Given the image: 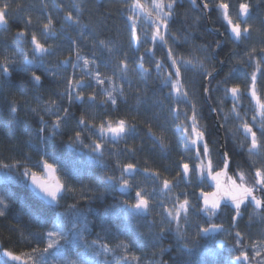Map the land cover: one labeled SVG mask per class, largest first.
Here are the masks:
<instances>
[{
  "label": "snow or ice",
  "instance_id": "snow-or-ice-1",
  "mask_svg": "<svg viewBox=\"0 0 264 264\" xmlns=\"http://www.w3.org/2000/svg\"><path fill=\"white\" fill-rule=\"evenodd\" d=\"M189 2L192 8L201 7L198 4V0H189ZM177 7H182L179 4V0H170L167 4L163 0H152V10L156 13V17L155 19H150L151 27L154 29L150 41L154 46L158 44L160 48H167V51L164 54L165 59L160 60L155 59V52L152 48H145L144 54L139 57L140 62L136 70H142L150 74L149 70L144 67L145 56L147 55L150 62L154 64L155 71L162 75L160 90L168 89L165 99L177 105L173 119L183 116V120H181L178 127L182 132L184 151L193 153L198 163L192 169H190L188 163H183L180 171L176 173L177 177L187 182L190 172L199 173L205 178V181H211L215 184L216 191L208 192L202 189L200 195L195 197V202L191 201L189 194L185 192L182 200L180 196L175 197L172 200L171 207H169L167 202L158 199V196L160 192L171 193L173 188L177 187L176 184H173L168 179L161 180L159 173L150 172L149 169L145 168L142 174L146 177H151L154 181L152 191H146L135 182V175L141 172L136 164H121L117 160L115 166L110 167L109 164L103 163L106 152L109 155L114 154L109 151L108 145L116 144L120 140L127 142V137L135 131V125H128L125 120L120 119L114 124L104 121L97 126L90 122L91 118L86 119L83 113L77 118L71 109L73 106H78L86 111L87 108L93 107L97 99L96 94L85 97L83 94L84 90L89 87L103 88L106 83L113 84V87L111 90H104L105 100L102 101L101 106L111 105L116 107L117 97L113 95L116 88L113 81L110 78L101 77L95 58L89 60L81 57L75 47L73 48L75 63L72 59H65L55 66L57 71L47 67L46 57L56 54L55 49L51 46H45L47 40L56 35L53 31V20L49 17L47 22L43 24L41 36L44 37L45 43H42L34 32L30 34V39L28 38V27L31 25V20L27 19L24 21V27H17L14 42L19 41L25 45H30L32 58H28L29 52L25 50L22 53L24 58L19 62L17 61V56H5L4 61L0 62V97L3 96L5 88L11 87L18 88L21 94L26 95V89L30 86L33 100L37 103L38 108H32L29 104L27 111L39 117V126L34 131L31 126H27L26 131L30 139L37 141L34 152L40 159H34L31 155H24L15 164L0 162V168L18 170L22 178L30 179L35 195L40 198L32 201L27 213L30 221L29 226L25 229L27 236H25L24 232L20 233V239L29 243V246H31V241H36L38 246L31 247L30 252L19 255L14 254L11 250L4 251L3 255L8 257L13 264H117L115 259L109 260L107 258L110 255L115 257L120 250L130 253L134 247L139 249L148 246L155 250L152 254L153 259L157 255L161 257L156 264H169V260H165L163 257L173 245L171 243L165 244L164 241L171 238L170 234L173 231H175L177 236L176 244L187 249L194 244L200 233L225 230L222 224L212 222L217 213L221 211L222 200L230 201L231 212L234 213L230 216L231 224H236L237 220H242V213L246 211L248 206L254 205L257 209H264V168H256L254 175L249 178H246L242 171H238L236 179L229 176L228 170L233 162L232 155H230L225 145H221L225 150L215 153L217 158L213 159L214 154L210 150L209 141L205 138L206 129L200 124V120L203 117L196 104L191 102L189 92L184 90L185 84H195L196 78L199 77L205 102L211 99V93H223V96L218 99L216 107L209 105L210 111L220 117L217 121L219 129H226L229 119L228 114L220 115L224 111L220 105L223 104L225 99L230 97L233 102L231 113L236 119H240L237 107L245 94L255 101L259 109V116L264 121V102H261L260 97L257 96V72H260V76L264 78V71L260 69V65L264 64V48L259 50V59L256 60L255 65L256 71L245 72L244 74L246 93L241 91L238 84L229 88L227 87L229 81L241 69L233 66L221 76V66L225 65L231 57L239 55L235 50H230L229 56L217 59L212 66V70L209 71L205 67L204 61L195 55L197 50L208 51L207 45H200L198 48L193 49L185 48L188 56L191 57L190 59L185 58L183 53L177 52L175 47L169 45V40H171V45L174 46L182 47L188 44L187 35L180 37L170 31V24L175 23L173 16ZM229 7L230 5L224 0H220L219 3L215 4H213V0H203L202 2V10L207 13L217 12L223 21L226 22L225 32L231 33L228 36L221 33L222 38L215 41V49L212 50L213 57H219L220 53L216 50L222 49L226 42L239 44L250 38L249 28L243 26L247 24L245 18L249 16V5L247 3L239 4V11L235 21L230 17ZM128 10L133 14L127 16L126 26L129 28L131 39L136 45L134 51H139L140 47L144 46L149 38L145 35L142 39L137 34V13L148 15L149 18L150 14L144 12L138 0L128 5ZM65 19L66 21H72L73 24H79V18L73 20L71 13ZM196 19L197 23H199V18ZM13 24L19 25L20 18L12 14L11 0H0V31L7 32L10 25ZM210 30L212 32H220V28H212ZM81 38H83V32H81ZM68 39L71 40V37H68ZM76 43L75 40H72L73 45H76ZM93 44L94 47L99 46L101 50H107L109 53L113 52V48L105 40H94ZM255 52L256 49L253 48L251 53H246L247 60L244 62L246 65H252L254 59L252 53ZM69 65L73 69V75L63 81L65 84L64 91L57 92L54 89H50L59 100L66 99L67 106L62 105L57 100L43 101V97L39 93L40 89L44 88L47 77L52 75L54 79L50 83H56L55 77L60 75L58 70L66 69ZM90 66L94 70H90ZM105 66L107 67L108 65L105 64ZM117 67L120 71V78H126L129 71L126 60H121ZM165 68H169L171 71L163 73L162 70ZM76 69H80L82 73L80 79L75 78ZM17 72H22L25 76L19 82L14 83L12 76ZM85 76L88 77L87 81L83 78ZM217 77H220V79L217 80L216 86L213 88L211 87L212 81ZM120 94H123L122 89ZM41 102L44 104L42 109L39 108ZM180 104L190 105L191 116L179 108ZM9 108L13 113L23 110L16 103L10 104ZM45 116H48L49 119L46 120ZM255 119L256 117L253 116V120ZM73 120H75V127L71 126ZM241 127L245 138H250L248 153L251 155L257 149V132L253 131V127L248 123H242ZM259 132L260 138L264 139V123L261 124ZM49 136L52 138L67 136L69 146L78 149L82 153L86 150L90 161L100 162L95 165L99 170L98 174L88 177L90 182L84 184L81 172L78 169H67L62 161L49 152ZM86 140H89L90 143H86ZM160 143L163 146V142L161 141ZM189 158L191 159L192 157ZM50 160L52 162H49ZM29 164L31 167L28 166ZM239 167L237 165V169ZM32 168L41 170L42 173L51 177V179H41L37 172L31 170ZM21 169L22 171H20ZM58 171L60 172V177H63V181L60 177L53 175ZM116 172H119V175H116ZM7 175V172L3 173L5 178ZM222 175L226 176L228 181H230L231 188L221 189L219 178ZM73 180H75V183L72 182ZM237 180H239V183H237ZM207 186H211V184H207ZM101 188H103V191H101ZM117 189H119L121 196L124 198L116 200L114 196V203L108 204L104 213L97 215L94 221H89L87 216L92 214L91 209L89 207V210L85 212L84 208L93 201H105L106 196L114 193ZM210 197L212 198L210 199ZM41 200L45 201L47 205H53L54 207L45 206V204L40 202ZM201 200L203 201L202 205L199 203ZM69 201L71 202L69 203ZM10 203L11 197L0 195V217L7 218ZM156 208L160 209L156 213L159 220L155 218L149 220V215ZM49 213H54L56 216L52 226L48 227L44 232H33L31 230L33 227L46 226ZM202 214L207 216L206 223L208 226L202 227L200 219L193 222V216L199 217ZM111 217H123L129 225L137 222V226L131 231H124L113 223ZM139 221H143V223L141 224ZM193 223L197 231L195 235H190L187 228L193 226ZM90 227L93 229L99 227L100 229L95 232V238L91 240L88 238L93 235ZM142 227L147 228L148 231H140ZM16 231L20 230L17 229ZM228 235H231V233H228ZM121 236L124 237L123 240L120 238ZM235 236L239 238L241 233L237 231ZM29 237L31 240H29ZM74 244H78V246L73 247ZM235 244L240 248L239 254L234 257L236 264H248L249 254L242 250L244 246L241 240L237 239ZM39 245L44 246L40 247ZM4 247H7V245H4ZM57 253L60 254L59 258ZM255 255L260 256L261 252L255 251ZM23 257H27V261H24ZM101 257L105 259H101ZM120 260L122 264H132L133 261L136 264H141V257L136 256L134 253L131 257L128 255L120 256ZM5 264H7V261H5Z\"/></svg>",
  "mask_w": 264,
  "mask_h": 264
},
{
  "label": "trees",
  "instance_id": "trees-1",
  "mask_svg": "<svg viewBox=\"0 0 264 264\" xmlns=\"http://www.w3.org/2000/svg\"><path fill=\"white\" fill-rule=\"evenodd\" d=\"M164 1L166 4L170 2V0ZM135 2L136 0H11L12 14L20 18V24L10 25L7 32L0 31V62L4 61L5 56H17V61L19 62L23 60L22 53L25 50L29 52L28 58L31 59V46L19 41L14 42L17 27H24V21L30 19L31 25L28 27V38L30 39V34L34 32L38 39L42 43H45L44 37L41 36V30L43 24L47 22V18L50 17L53 20V31L56 35L53 38H49L45 46H51L55 49L56 54L48 57L49 63L47 67L52 69L54 64L57 65L61 60L67 58L72 59L75 63V53L73 51L75 47L78 49L81 57L89 60L95 58L101 77L106 79L110 78L116 88V91L113 92V95L117 97L116 107H112L111 105L101 106L102 101L105 100L104 90H111L113 87V84L106 83L103 88L89 87L84 90L83 94L85 97L94 93L96 94L97 99L93 107L87 108L85 111L84 108L73 106L71 111L75 113L77 118L83 113L86 119L91 118L90 122L97 126L104 121L116 122L120 119L125 120L128 125H135V131L127 137V142L120 140L115 151L109 147L110 144L108 145L109 151L114 154L109 155L106 152L103 163L109 164L110 167H114L117 160L121 164L134 163L142 169L147 168L150 172L159 173L161 180L168 179L179 185L183 183V186H179L183 189L179 188L180 192L178 191V196L181 198L183 196L182 194L187 192L188 186L183 180L177 177L176 173L180 171L183 163L190 162L192 165H195L197 161L193 153L184 151L182 132L178 127L181 120H183V116L178 119H173L177 105L165 99V94L168 92L167 88H164L163 91L160 90L162 75L155 71V66L150 62L147 55L145 56L144 67L149 70L150 74L142 70H136L140 62L139 57L141 54H144L145 48H152L155 52V59L160 60L165 59L164 54L167 48H160L158 44L154 46L150 41L152 31L154 30L150 24L151 15L149 18L148 15L137 13V34L143 39L144 36L142 34L146 29L149 32V39L144 46L140 47L139 51H134L136 45L131 39L129 28L126 26V18L128 15L133 14L128 10V5ZM138 2L143 7L144 12H150L149 4H146L144 0H138ZM219 2L220 0H213V4ZM224 2L230 5L229 14L234 21L237 19L239 4L247 3L249 5V16L245 18L247 24L243 25L249 28V40L239 44L226 42L222 49L217 50L220 53L219 57H213L212 50L215 49V41L222 38L221 33H224L225 36L231 35L230 32H225V28L227 27L226 22L215 11L206 14L207 12L202 10V7L192 8L189 0H179V4L182 7L175 8V14L173 16L175 23L170 24V31L180 37L187 35L188 44L182 47L174 46L171 45V40H169V45L175 47L177 52L183 53L185 58L188 59L191 57L188 56L185 48L193 49L198 48L200 45H207L208 51L197 50L195 55L204 61V65L209 71L212 70V66L216 63L217 59L225 58L230 55V50H235L239 55L231 57L223 65L221 76L227 73L233 66L241 69L229 81L227 87L230 88L238 84L241 91L246 93L244 74L245 72L251 73L252 71H256L255 65L256 60L259 59V50L264 48V0H224ZM69 13L79 18V24L82 23L87 29L93 30L96 33L95 41H107L109 46L113 48V52L109 53L107 50H101L99 46L94 47L93 41L80 43L74 33V29L79 27V24L72 23V25L68 26L66 23L65 18ZM196 18H199V23H197ZM212 28H220V32H212L210 30ZM68 37H71V40ZM72 40L77 42L76 45L72 44ZM253 48L256 49V52L252 53L254 59L252 65L248 66L244 63L247 60L246 53H251ZM121 60H126L129 66V71L124 79L120 78V71L117 67ZM105 64L108 66L106 67ZM260 69L264 71V64L260 65ZM90 70L94 69H91L90 66ZM58 71L60 75L55 77L56 83H50L54 77L49 75L45 81L44 88L40 89L39 94L43 97V101L57 100V102L67 106V100H59L50 89L63 92L65 87L63 81L73 75V70L71 65H69L66 69H59ZM162 71L166 73L171 71V69L165 68ZM24 76V73L17 72L13 74L12 80L14 83L19 82ZM257 76V96L260 97L261 102H264V78L260 76V72H257ZM81 77V71L75 70V78L80 79ZM83 78L86 81L88 80L86 76ZM219 79L220 77H217L213 80L211 87L215 88L217 80ZM185 87H191L187 91L190 94L191 102L196 104L197 109L203 117L200 120V124L206 129L205 138L209 141V147L214 154L213 159L215 160L217 158L215 153L222 149V136L220 135V129L216 125L215 117L210 111L209 104L205 102L203 90L200 86V78H196L195 84H185ZM121 89L122 95L120 94ZM26 92L27 94L25 95L21 94L20 90L16 87L5 88L3 96L0 97V162L2 163L15 164L24 155H31L34 159H40L34 152L37 141L30 139L26 131L27 126H31L33 131L39 126V117L27 111L29 104L32 108H38V105L33 100L30 86L26 89ZM222 96V92L211 93V105L216 107L218 99ZM13 103L20 105L23 110H18L16 113L11 112L9 105ZM220 106L224 110L220 115L228 114L229 117L226 129H222L223 145H225L233 157L228 175L236 179L238 171H242L246 178H249L254 175L256 168H264V139L260 138L259 132V128L264 121L259 116V109L255 101L247 94L242 97L237 107V111L240 113V119H236L231 113L233 102L230 97L225 99ZM43 107L44 104L41 102L39 108L42 109ZM179 108L191 116L190 105L180 104ZM41 114L43 113L41 112ZM253 116L256 117L255 120H253ZM45 119L47 120L49 117L45 116ZM242 123H248L253 127V131L257 132V149L251 155L248 153L250 138H245L241 127ZM71 126L75 127V120L72 121ZM161 141L163 142V146L160 143ZM85 142L90 143L89 140ZM49 152L53 153L58 160L62 161L67 169H78L81 172L84 184L90 182L88 177L95 176L99 172L95 166L98 162L90 161L86 150L82 153L78 149L69 146L67 136H58L56 138L49 136ZM189 157L192 158L190 159ZM49 162L52 161L50 160ZM237 165L240 166L239 169H237ZM28 166L31 167L30 164ZM31 170L41 172V170L36 168H32ZM5 172L8 173L6 178L3 176ZM58 174H60L59 171ZM116 175H119V172H116ZM61 178L63 181V177ZM237 181L239 182V180ZM72 182L75 183V180ZM101 191H103V188H101ZM0 195L11 197L10 210L7 213V218L0 217V264H5V261H7V264H13L8 257L3 255L4 251L11 250L14 254L19 255L30 252L31 247L38 246L36 241H31V246H29V243L20 239V233L24 232L25 236H27L25 229L30 223L27 213L32 201L39 200V198L33 194L28 187L27 180L20 176L18 170L3 168H0ZM114 196L116 200L123 198L117 189L114 193L108 194L105 201H93L89 206L85 207V212L90 207L92 213L87 216V219L94 221L97 215L103 214L107 205L114 203ZM40 202L49 208L52 207L42 200ZM226 210L229 212L227 222L224 224L226 228L233 232L248 230L243 225L246 215L243 214L242 220H239L237 227L233 228V224L230 223V216L234 213L229 208H226ZM152 212V218L158 219L156 217L157 212L154 210ZM198 218H201L202 227L208 225L203 224L206 218L202 215ZM111 219L114 224L124 231H131V229L137 226V224L129 225L123 217H111ZM55 220V214L49 213L46 226L39 228L33 227L31 230L33 232H44L48 227L52 226V222ZM259 220H264V217L260 214L256 218V222H260ZM140 222L141 224L143 223V221ZM215 222H218V219ZM17 229L20 231H16ZM99 230V227H95L94 229L90 227L93 235L88 237L89 240L94 239L95 232ZM170 237L164 243H171L173 247L168 249L167 254L163 257V259L169 260V264H225L221 259L216 261L201 259L204 244L199 240L197 244L191 245L190 248L186 249L176 244L175 231L170 234ZM120 238L122 240L124 239L123 236ZM29 240H31L30 237ZM4 245H7V247H4ZM39 246L43 247L44 245ZM77 246L78 244L73 245V247ZM234 247L238 254L239 248L237 246ZM81 250L83 249L81 248ZM154 251L151 246L141 247L139 249L134 247L130 253L120 250L115 257L110 255L107 259H115L117 264H122L120 256L128 255L131 257L134 253L136 256L141 257V264H156L161 257L157 255L153 259L152 254ZM246 252L249 254V258H252L254 251L246 250ZM57 256L59 258L60 254L57 253ZM228 258L230 262H233L231 260L232 257ZM22 259L27 261V257H23ZM49 259L51 258L49 257ZM101 259L105 258L101 257ZM251 261H253L251 262L253 264H262L259 262L260 259L257 261L251 259ZM132 264H136V262L133 261Z\"/></svg>",
  "mask_w": 264,
  "mask_h": 264
},
{
  "label": "flooded vegetation",
  "instance_id": "flooded-vegetation-1",
  "mask_svg": "<svg viewBox=\"0 0 264 264\" xmlns=\"http://www.w3.org/2000/svg\"><path fill=\"white\" fill-rule=\"evenodd\" d=\"M112 123L114 124L115 122L112 121ZM119 142L120 141H118L116 144H110L109 147H111V149H113V151H115V148H116V146H117V144ZM186 163L189 164L190 169H192L194 167V165H192L190 162H186ZM197 163H198V161H197ZM137 168L140 169L141 172L135 175V182L137 184H139L140 187L144 188L146 191H152V189L154 187V181L151 179V177H146L145 175L142 174V172H143L142 168H140L138 166H137ZM191 176H192V172L189 173V178L187 179V182L183 180V182L185 184H187V186H188L187 193L189 194V199L191 201L194 202L195 197L199 196V193L201 192L202 189L204 191H208V192H213L214 191L215 184L212 183L211 181H205V178L201 177V175H197L196 179L192 180L193 177H191ZM148 183H150V184H148ZM220 183H221V181H220ZM173 184H175V183H173ZM207 184H211V186H207ZM176 185H177V187L173 188L171 193L165 194L163 192H160V194L158 196V199L160 197L166 196V195L170 196L172 198L173 197L175 198L176 196H178L176 189H178V191H179L178 187L179 186H183V183H180V185L179 184H176ZM231 187H232V185H231L230 181H228V179L226 177L223 189H228V188H231ZM118 191H119V189H118ZM119 193H120V191H119ZM181 198L183 199L184 197L182 196ZM200 203L202 205V200L200 201ZM226 208H229L231 210V208L228 207V206L222 207L221 211H219L217 213V216L213 218L212 222H214L216 219H218V222H215V223L222 224L224 226V224L227 222V218H228L227 216H228V213H229L226 210ZM156 209H153V210H156ZM258 213L261 216L264 217V209H257L256 207H254V205L248 206L246 211H244L242 213V215L243 214L246 215L245 220L243 222V225L246 226L248 228V230L247 231H243V232L239 231L241 233V237H239V238H237L235 236L236 232H233L232 230L226 228L225 226H224V229H225L224 231H218V233L215 234V235H208V234L200 233L199 237L195 239L194 244H197L198 240L204 244L203 255L201 256V259H209V260H211V258H209V257H207L205 255L207 248L218 250L220 252V254L224 253L225 250L228 249V248H232V249L235 250L234 246H237L235 244V241L237 239H240L242 245L244 246L242 250H244V251H246V250L253 251L254 248L257 246V244H255V241L263 240V238H259L258 239V236H256V235L252 236V234L255 233V229L258 230L259 228L261 229L262 227H264V221H260L259 220L260 222H256V218L259 216ZM202 216L204 218H206V221H207V216L203 215V214H202ZM152 217L153 216L151 214V215H149L148 219L150 220ZM192 219H193V222H195V220H197L199 218L197 216H193ZM200 220H201V218H200ZM206 221H204L203 224H207ZM238 221L239 220H237L236 224H233V228L237 227ZM257 223H259V227H258ZM132 224L133 225L137 224V222H133ZM191 227H193V229H195L197 231L196 227L194 226V223H193V226H191ZM254 227H257V228H254ZM143 230H144V227L141 228L142 232H144ZM196 231H195V233H196ZM228 233H231V235H228ZM219 242H223V243H221V247H218V243ZM237 248H239V246H237ZM239 250H240V248H239Z\"/></svg>",
  "mask_w": 264,
  "mask_h": 264
},
{
  "label": "rangeland",
  "instance_id": "rangeland-1",
  "mask_svg": "<svg viewBox=\"0 0 264 264\" xmlns=\"http://www.w3.org/2000/svg\"><path fill=\"white\" fill-rule=\"evenodd\" d=\"M145 2H146V4H149V6H150V12H145V13H148V14H150L151 15V19H155V17H156V13L152 10V0H150V1H146V0H144ZM163 2L165 3V1L163 0ZM166 4V3H165ZM165 11H166V9H165ZM14 13H15V11H14ZM73 16V20H75V19H77V16H75V15H72ZM67 23V25L68 26H70V25H72V21H67L66 22ZM81 32H83V38H81ZM74 33L76 34V36H77V40H79L80 41V43H84V42H92V41H94L95 39H96V33L93 31V30H89V29H87L86 27H84V25L82 24V23H80L79 24V27H77V28H75L74 29ZM148 33L149 32H147L146 31V29H145V32L142 34L144 37H145V35H147L148 36ZM49 57V56H48ZM48 57H46V61H47V63H46V66L48 65V63H49V58ZM55 66H56V64H54V66L52 67V69H53V71L54 70H57L56 68H55ZM73 70V69H72ZM76 70H80V69H76ZM129 81L130 82H132L131 81V79H129ZM130 82H129V84H130ZM189 88H191V87H185V90L187 91ZM98 163H100V162H98ZM33 171V170H32ZM34 172H36V171H34ZM37 174L39 175V176H43V173L42 172H37ZM197 175H200L199 173H194V172H192V176L191 177H193V179L192 180H194V179H196V177H197ZM59 177H60V174H59ZM202 177V176H201ZM61 178V177H60ZM26 179H28V178H25V180ZM61 180H62V178H61ZM238 182V181H237ZM239 183V182H238ZM148 184H150V183H148ZM147 185V184H146ZM178 188H182V187H178ZM183 189V188H182ZM176 191H177V194H178V189H176ZM180 192V191H179ZM183 192V191H182ZM159 199H161V200H165L166 202H167V205L169 206V207H171V203H172V200L173 199H175L174 197L172 198V197H170V196H162V197H160ZM154 211H156V212H159L160 211V209L159 208H157L156 210H154ZM153 213V212H152ZM253 215V214H252ZM156 217H158V216H156ZM153 218H151L150 220H152ZM254 219V218H253ZM157 220H159V217H158V219ZM264 221V220H263ZM139 223H141L140 221H139ZM182 227H185V226H182ZM258 227H259V225H258ZM261 227V226H260ZM254 228H257V227H254ZM144 232H147L148 231V229L147 228H144ZM187 231H188V233L190 234V235H195V229H193V227H188L187 228ZM253 235H256V236H258V239L259 238H263V240H258V241H255V244H257V246L254 248V254H253V256H252V258L250 257V259H249V261H248V264H253V263H251V262H253V261H251V259L253 260H258V259H260V261L259 262H261L262 264H264V227H262L261 229L259 228L258 230L257 229H255V233L254 234H252V236ZM175 239H177V236H176V238ZM192 246H193V244H192ZM255 251H260L261 252V255L260 256H256L255 255ZM203 255V254H202ZM207 257H209V258H211V260H214V261H216V260H219V259H221V260H223V261H225V264H236V262H235V259H234V257H235V255H237V253H236V251L234 250V249H232V248H228V249H226L225 250V252L224 253H221L220 254V252L218 251V250H215V249H211V248H207L206 249V254H205ZM228 257H232V259L231 260H233V262L231 261H229V258Z\"/></svg>",
  "mask_w": 264,
  "mask_h": 264
},
{
  "label": "water",
  "instance_id": "water-1",
  "mask_svg": "<svg viewBox=\"0 0 264 264\" xmlns=\"http://www.w3.org/2000/svg\"><path fill=\"white\" fill-rule=\"evenodd\" d=\"M198 2H199V4L201 5V7H202V0H198ZM206 14H208V13H206ZM218 50V49H217ZM216 50V51H217ZM67 59H70V58H67ZM63 61V60H62ZM61 61V62H62ZM222 68H223V66H221V71H222ZM207 103L209 104V105H211V103H210V100H208L207 101ZM213 115H214V117H215V121H216V125H217V127H218V123H217V121H218V117H217V114H215V113H213ZM220 135L222 136V145L224 144V139H223V134H222V129H220ZM223 150H225L224 148H222L221 149V151H223ZM229 171V170H228ZM53 175H55V176H57V177H59L58 176V172H56V173H54ZM41 177V179H51V177H48V176H46L44 173H43V176H40ZM189 178V177H188ZM187 178V179H188ZM219 180L221 181V183H220V185H221V189L222 190H224L223 189V187H224V183H225V180H226V176H221L220 178H219ZM28 187L30 188V190L33 192V194L35 195V192H34V189H33V187H32V185H31V180L29 179L28 180ZM216 191V187H215V189H214V191L213 192H215ZM201 193V192H200ZM200 193H199V195H200ZM36 196V195H35ZM37 198H39L38 196H36ZM212 197H210V199H211ZM40 199V198H39ZM43 201V200H42ZM44 203H46L45 201H43ZM202 203H203V201H202ZM47 204V203H46ZM49 206H52V207H54L53 205H49ZM224 206H228V207H230L231 208V205H230V201H227V200H222L221 201V208L222 207H224ZM255 207V206H254ZM218 233V231H216V232H213V231H209V232H207V233H204V234H208V235H215V234H217ZM221 243H223V242H219L218 243V247H221Z\"/></svg>",
  "mask_w": 264,
  "mask_h": 264
}]
</instances>
